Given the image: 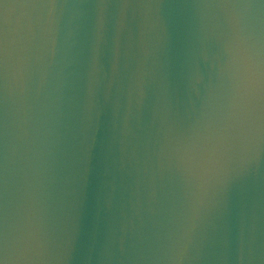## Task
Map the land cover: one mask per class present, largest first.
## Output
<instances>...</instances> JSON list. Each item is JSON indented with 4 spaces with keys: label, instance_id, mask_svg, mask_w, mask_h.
<instances>
[{
    "label": "water",
    "instance_id": "95a60500",
    "mask_svg": "<svg viewBox=\"0 0 264 264\" xmlns=\"http://www.w3.org/2000/svg\"><path fill=\"white\" fill-rule=\"evenodd\" d=\"M0 264H264V0H0Z\"/></svg>",
    "mask_w": 264,
    "mask_h": 264
}]
</instances>
